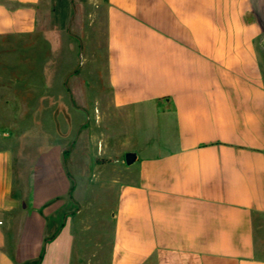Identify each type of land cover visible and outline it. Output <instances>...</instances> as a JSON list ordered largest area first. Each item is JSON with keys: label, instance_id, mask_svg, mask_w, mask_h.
Instances as JSON below:
<instances>
[{"label": "crops", "instance_id": "0c3cea01", "mask_svg": "<svg viewBox=\"0 0 264 264\" xmlns=\"http://www.w3.org/2000/svg\"><path fill=\"white\" fill-rule=\"evenodd\" d=\"M73 1L0 0L1 52L88 21L107 84L89 114L58 61L0 76L57 114L31 163L0 136V264H264V0Z\"/></svg>", "mask_w": 264, "mask_h": 264}, {"label": "rangeland", "instance_id": "374dc122", "mask_svg": "<svg viewBox=\"0 0 264 264\" xmlns=\"http://www.w3.org/2000/svg\"><path fill=\"white\" fill-rule=\"evenodd\" d=\"M72 6L77 15H80L79 6L72 0ZM85 12L88 14L91 10L89 5H85ZM82 16V15H81ZM75 25L64 28V34L74 35V31L78 34L79 43L68 44L58 43L57 49H51V46L44 44L42 50L35 52L34 50H23L21 43L11 40V51L3 53L0 51V76H25L30 80H41L40 76L34 75V62L36 61H58L53 69H45L47 72H53V77L61 74L67 75L71 72L75 86L74 112H105V102L103 93L107 92V84L103 74V63L100 53L103 49L102 31L89 26L88 21L82 22L79 29ZM60 41V40H59ZM69 42V41H66ZM34 45L35 42H27L25 45ZM33 47V46H32ZM21 62H25L24 68L26 72L19 68ZM2 66H10V69H2ZM13 97H25L21 102L26 109L34 108L39 101L36 102V93L26 92L23 89H16ZM19 102L11 100L9 108L4 107V103L0 102V136L5 138L13 145L16 156L26 152L28 163L33 162L36 152V144L50 143L53 135V119H56V113L51 112V102H43V108H47V112H21L19 110ZM12 106V107H11ZM18 109V111H15ZM26 144H25V143ZM22 146H20L19 145ZM26 146H25V145Z\"/></svg>", "mask_w": 264, "mask_h": 264}, {"label": "water", "instance_id": "95a60500", "mask_svg": "<svg viewBox=\"0 0 264 264\" xmlns=\"http://www.w3.org/2000/svg\"><path fill=\"white\" fill-rule=\"evenodd\" d=\"M136 159V154L134 152H127L125 154V163L127 165H131L132 163H134Z\"/></svg>", "mask_w": 264, "mask_h": 264}]
</instances>
